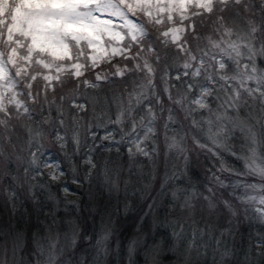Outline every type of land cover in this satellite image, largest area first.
I'll list each match as a JSON object with an SVG mask.
<instances>
[{
    "label": "snow or ice",
    "instance_id": "snow-or-ice-1",
    "mask_svg": "<svg viewBox=\"0 0 264 264\" xmlns=\"http://www.w3.org/2000/svg\"><path fill=\"white\" fill-rule=\"evenodd\" d=\"M28 205L0 264H264V0H0V206Z\"/></svg>",
    "mask_w": 264,
    "mask_h": 264
},
{
    "label": "trees",
    "instance_id": "trees-1",
    "mask_svg": "<svg viewBox=\"0 0 264 264\" xmlns=\"http://www.w3.org/2000/svg\"><path fill=\"white\" fill-rule=\"evenodd\" d=\"M71 87L72 85H68V88ZM123 162L126 164L127 162L126 156L124 157ZM190 174L193 180H201L202 170L200 165L193 162L190 168ZM74 188H76V186ZM78 199L81 200V207L83 209L82 222H84L88 217L89 211L91 209V204L85 197H79ZM21 212H23V209H19L16 212V214H12L9 209L0 206V229L7 230L9 227L13 228V226H18L19 228L20 227L23 228L25 236L27 237V248H28L31 246V236L34 231V227L37 224L36 214L33 212L31 205H28V215L22 217L20 215ZM137 223L138 221L134 212H129L128 214L121 213L117 215L113 227L115 228L116 235L119 236V238L122 241H126L137 230ZM245 225L246 224H242L239 229V233H241V237L244 238H246V236L243 235L244 233L243 230H245Z\"/></svg>",
    "mask_w": 264,
    "mask_h": 264
},
{
    "label": "rangeland",
    "instance_id": "rangeland-1",
    "mask_svg": "<svg viewBox=\"0 0 264 264\" xmlns=\"http://www.w3.org/2000/svg\"><path fill=\"white\" fill-rule=\"evenodd\" d=\"M69 187L75 189L74 188L75 185L74 186H71L69 184ZM78 198L79 197H76V196H68L67 197V199H69V200H77ZM41 219H43V217H41ZM13 228H18L20 230L22 236H25V233H24V229L23 228H21V227L19 228L18 226H13ZM239 229H240V227H239ZM37 230L38 229H37V224H36L35 227H34V231L33 232H35ZM243 231H244L243 235H245L246 238L241 237V233H239L236 236L235 241H234V243H235L238 251H242V249L246 246L247 237H248V234L251 231V229L246 224L245 225V230H243ZM30 248H31V246L28 247V249H30ZM170 260H171V258L169 256L162 255L161 258H160L159 264H170ZM117 261H119V264H122V263L125 264V261H126V251L123 248H122L121 253H120L119 256L109 257V264H116Z\"/></svg>",
    "mask_w": 264,
    "mask_h": 264
}]
</instances>
